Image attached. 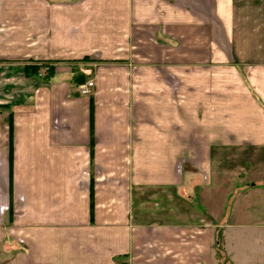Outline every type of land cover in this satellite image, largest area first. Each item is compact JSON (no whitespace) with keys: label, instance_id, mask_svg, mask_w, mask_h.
Returning <instances> with one entry per match:
<instances>
[{"label":"crops","instance_id":"obj_1","mask_svg":"<svg viewBox=\"0 0 264 264\" xmlns=\"http://www.w3.org/2000/svg\"><path fill=\"white\" fill-rule=\"evenodd\" d=\"M5 252L264 264V0H0Z\"/></svg>","mask_w":264,"mask_h":264},{"label":"trees","instance_id":"obj_2","mask_svg":"<svg viewBox=\"0 0 264 264\" xmlns=\"http://www.w3.org/2000/svg\"><path fill=\"white\" fill-rule=\"evenodd\" d=\"M32 67V71L35 73L37 72L38 67L37 66H25V72L26 74H30V68ZM92 106V105H91ZM90 116L92 118V107L90 109ZM9 129H10V145H9V169H10V173H11V168H12V148H11V133H12V123H11V119H9ZM92 187L90 188V215L92 216ZM11 209V207H10ZM10 211V210H9Z\"/></svg>","mask_w":264,"mask_h":264},{"label":"built area","instance_id":"obj_3","mask_svg":"<svg viewBox=\"0 0 264 264\" xmlns=\"http://www.w3.org/2000/svg\"><path fill=\"white\" fill-rule=\"evenodd\" d=\"M93 86L92 81H86L79 85V91L81 94L88 95L90 93V87Z\"/></svg>","mask_w":264,"mask_h":264},{"label":"rangeland","instance_id":"obj_4","mask_svg":"<svg viewBox=\"0 0 264 264\" xmlns=\"http://www.w3.org/2000/svg\"><path fill=\"white\" fill-rule=\"evenodd\" d=\"M255 165V164H254ZM186 169L187 170H189V171H193V164H192V162H190V161H188L187 160V162H186ZM188 174V173H187ZM189 194V192H187V195ZM8 255V256H7ZM11 254L10 253H8V252H5V253H3V254H0V264L2 263H4V260H5V258H6V256L7 257H9Z\"/></svg>","mask_w":264,"mask_h":264}]
</instances>
